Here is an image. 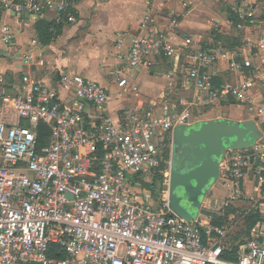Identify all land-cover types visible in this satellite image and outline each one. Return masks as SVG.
<instances>
[{"label":"built area","instance_id":"1","mask_svg":"<svg viewBox=\"0 0 264 264\" xmlns=\"http://www.w3.org/2000/svg\"><path fill=\"white\" fill-rule=\"evenodd\" d=\"M49 10L67 15L66 5L55 0H0V13L18 18ZM236 16L237 30L253 25L252 9ZM66 20L75 22L72 16ZM155 23L145 12L127 54L118 56L125 71L151 69L158 58L178 60L179 48L191 49V37L178 47ZM177 25L169 20L168 30ZM14 37V28L0 20L6 50ZM258 52H264V38L197 49L180 72L192 97L168 99L176 78L167 71L166 91L115 117L106 112L110 97L103 86L61 69L54 88L29 74L14 94L0 82V264H264V211L246 240L233 242L226 225L198 217L186 221L174 213L168 188L158 197L148 190L143 195L129 179H149L169 165L173 131L192 124L194 108L237 105L262 116L264 98L254 92L260 88L264 95ZM220 62L236 82H216L209 69ZM121 73L114 79L117 88L140 99L139 88ZM40 125L46 127V143L39 140ZM256 159H264L256 144L225 152L219 178L229 187L226 206L249 201L243 181ZM53 245L58 258L50 255Z\"/></svg>","mask_w":264,"mask_h":264},{"label":"crops","instance_id":"2","mask_svg":"<svg viewBox=\"0 0 264 264\" xmlns=\"http://www.w3.org/2000/svg\"><path fill=\"white\" fill-rule=\"evenodd\" d=\"M55 1L66 5L67 15L59 14L55 10L46 11L43 15L32 18L29 16L18 18L14 14L0 13V20L8 23L15 30L12 46L7 50L0 41L1 85L8 93L14 94L21 77L29 74L35 80L54 88L56 87V70L61 69L69 75H78L103 86L110 97L106 112L113 117L120 111L133 108L139 103H150L156 94L166 91L169 81L165 79L164 74L167 71L175 72L176 78V84L171 89L168 99L176 100L181 96L192 97L194 91L188 90V85L180 72L183 73L185 70L183 64L187 60V55L194 53L197 49H207L217 45L228 49L232 48V45L233 47L241 46L245 38L252 40L264 38V0ZM242 8L253 10V25L245 30H237L236 12ZM147 11L152 13L156 21L155 28L166 33L174 45L183 46L185 37H191L193 44L190 50L184 51L179 48L178 60L160 57L151 69L139 68L127 72L122 62L118 60V56L127 54L130 39L137 34L140 19ZM68 16H72L75 22H68L66 20ZM171 19H176L178 22L173 31L168 30ZM38 23L49 24L56 29L53 33V29L50 28L51 39L48 43H43L37 34ZM29 55L32 59L26 60L24 56ZM258 57L264 61V52H258ZM3 59L13 64L12 70L3 63ZM120 71L131 84L139 88L140 99L124 95L117 88L114 79L116 73ZM209 71L216 75L217 83L238 80L236 75L227 71L224 62L215 64ZM260 90V88L254 89L255 95L264 98ZM220 107L231 110L223 111V117L217 116L219 117L217 119L232 121L242 119L250 121L256 127L258 138L254 144L264 154V114L255 117L245 108L237 105H220ZM233 108H239L242 113H238ZM200 109L194 108L193 119L195 111ZM205 115L214 116L211 112ZM21 122L23 121H19L20 124ZM256 160L258 163L254 164V172L247 173L244 178L243 188L250 198L249 201L252 200V193H256L258 198L255 203L262 204L264 203L262 198L264 176L261 173L264 170V159ZM256 176L261 182L256 179ZM218 179L223 185V179ZM248 184L250 192H248ZM238 203L241 202L234 204ZM203 209H205L204 202L199 212ZM214 211L202 212L204 218H200L198 213L197 217L209 221L206 213H215ZM231 241L234 242V239Z\"/></svg>","mask_w":264,"mask_h":264},{"label":"water","instance_id":"3","mask_svg":"<svg viewBox=\"0 0 264 264\" xmlns=\"http://www.w3.org/2000/svg\"><path fill=\"white\" fill-rule=\"evenodd\" d=\"M172 138L178 152L193 151L185 166L171 168L168 181L170 209L190 221L197 217L203 200L217 182L225 152L250 148L258 137L250 121L214 119L177 126Z\"/></svg>","mask_w":264,"mask_h":264},{"label":"rangeland","instance_id":"4","mask_svg":"<svg viewBox=\"0 0 264 264\" xmlns=\"http://www.w3.org/2000/svg\"><path fill=\"white\" fill-rule=\"evenodd\" d=\"M2 61H3V63H5V65H7V67L10 70L13 69V64L11 62H8V60H6V59H3ZM233 109H236L235 111H237L238 113H242L241 110H239V108H233ZM225 110L230 111L231 109L230 108L229 109H222L220 107V105L201 108L199 111H195V113H194L195 117L191 121L192 122L191 125L197 124V123L203 122V121L217 119V118H219L217 116H222L223 111H225ZM207 112H211V114H214V116H216V117H214V116L210 117V116L205 115ZM14 119H16V118H14ZM237 120H239V121H236V122H245L246 121V120H242V119H237ZM173 147H175V144H174V141L172 138V142L170 143V149H171L170 152H172ZM170 161H171V158H170ZM168 170H169V168L167 167V169H165V171L163 173L164 179L161 182L162 186H164L165 189L168 188V180H169V177L167 178V175H169ZM154 178L155 177H151L149 179H146L143 177L142 180H135L132 176H129L130 181L132 180V182L136 185V187L139 190H142L143 195L146 194L145 193L146 190L153 191L152 189H156V186L158 184H155V186L152 185V183L154 182ZM256 179L259 182H261L259 180L258 176H256ZM164 187H162V188H164ZM162 191H161V194H162ZM228 191H229V187L221 185V183L219 182V179H218L217 183L209 191L208 195L203 200L205 209H203L202 212L203 213L206 211L213 212L214 210L217 209V211H214L216 213V212L222 211L224 209V214L227 215V222L224 225H226L228 228H230L231 233H232V239H234V242L244 241L247 238L246 227H245V222H246L247 218L251 214H255L256 212L260 213L259 212L260 210L264 211V206L261 207L260 203H255L257 198H258L256 193H252V196H251L252 200L251 201L241 202L238 204H232V205L226 206L223 203V200H224V196L228 193ZM248 192H250L249 191V184H248ZM262 198L264 199V194H262ZM202 212H199L200 218L205 217Z\"/></svg>","mask_w":264,"mask_h":264},{"label":"trees","instance_id":"5","mask_svg":"<svg viewBox=\"0 0 264 264\" xmlns=\"http://www.w3.org/2000/svg\"><path fill=\"white\" fill-rule=\"evenodd\" d=\"M234 22L236 23L237 22V19L234 20ZM54 26L52 25H46V24H43V23H38L36 25V31H37V34L39 35L41 41L43 43H48L49 40L51 39V34L49 33L50 31V28L53 29L52 32L55 33L56 29L55 28H52ZM236 43V42H235ZM234 45H232L231 47H233ZM21 124L24 125L23 122H21ZM39 140L41 143H46V136L48 135L47 131H46V127L44 125H40L39 126ZM168 166H163V168H161L159 170V173H157L154 177V182L152 183L153 186H155V184H158L156 186V189H152L153 190V195L155 197H158L159 194L161 193L162 190L165 189L164 186H162L161 182L162 180L164 179L163 178V173L165 171V169H167ZM262 176H264V170L263 172L261 173ZM164 187V188H162ZM262 187L264 188V182H263V185ZM233 213V212H232ZM206 215L209 217L210 219V223L214 226H223L226 222H227V215L224 214V209L222 211H219V212H216V213H206ZM261 220V215L260 213H255V214H251L246 222H245V227H246V235L248 237V234L251 230V228ZM56 246L53 245V249L52 251L50 252V255L54 258H58L60 257L59 254L56 252ZM61 255V254H60Z\"/></svg>","mask_w":264,"mask_h":264},{"label":"flooded vegetation","instance_id":"6","mask_svg":"<svg viewBox=\"0 0 264 264\" xmlns=\"http://www.w3.org/2000/svg\"><path fill=\"white\" fill-rule=\"evenodd\" d=\"M192 152L193 151L191 149H186L184 151L181 150L180 152H178L176 150V148L173 147V150H172V153H171V161H169V165H168L169 175H170L171 168L174 165L178 164L179 167L185 166L186 163L192 158V156H193ZM169 175H167V178L169 177Z\"/></svg>","mask_w":264,"mask_h":264}]
</instances>
